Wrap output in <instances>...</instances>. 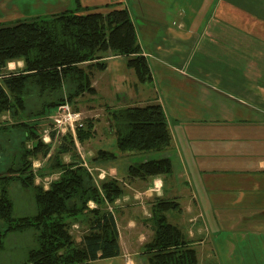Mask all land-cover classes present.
<instances>
[{
  "label": "crops",
  "instance_id": "obj_1",
  "mask_svg": "<svg viewBox=\"0 0 264 264\" xmlns=\"http://www.w3.org/2000/svg\"><path fill=\"white\" fill-rule=\"evenodd\" d=\"M58 1L63 0L49 1L50 13L71 5V0H65L68 3L62 9ZM117 2L131 12L152 79L140 82L124 56L110 54L104 58L106 68L94 72L92 85L96 91L89 94L104 101L109 111L160 102L173 140L163 151H118L115 159L92 163L122 182L127 204L135 203L134 193L145 207L144 213L148 211V217L143 218L146 224L151 225L147 219L156 197L176 198L181 210H171L172 214L168 211V220L179 225L198 249L199 264L245 263L244 257L233 258L239 244L235 237H253L261 250L256 261L249 264H264V0H202L204 21L193 26L184 21L179 3L176 21L158 25L146 18L150 7H155L148 0H81L83 6L101 10H109ZM139 20L148 23L144 34ZM13 61L23 68L22 59ZM171 88L182 91L177 92L173 105L165 98ZM110 133L114 134L111 129ZM152 156H170L173 172L148 179L127 177L129 164ZM126 158L129 163L121 176L115 171L121 170V162L127 163ZM129 184L133 185L131 192ZM122 206L116 205L114 213L123 252ZM133 221L127 219L124 231L137 233L130 224ZM75 223L81 228L75 237L80 242L86 229ZM153 232L140 246L144 264H148L145 244Z\"/></svg>",
  "mask_w": 264,
  "mask_h": 264
},
{
  "label": "trees",
  "instance_id": "obj_2",
  "mask_svg": "<svg viewBox=\"0 0 264 264\" xmlns=\"http://www.w3.org/2000/svg\"><path fill=\"white\" fill-rule=\"evenodd\" d=\"M75 5L44 18L0 22V115L10 112L17 119L11 126L0 127V132L6 141L12 129L23 131L16 159L9 153L10 146L0 141V163L12 158L7 167L0 168V251L5 249L9 233L34 229L36 237L35 245L22 261L14 264H93L122 252L115 213L107 205L123 196L122 182L110 176L97 182L68 136L51 155L50 144L41 139L38 121L28 123L23 119L26 114L46 116L61 102L72 103L85 93L94 94L93 74L106 68L104 58L110 54L124 56L140 82L152 79L126 5L117 2L109 10L83 6L80 0ZM19 59L24 61L22 69H7L10 61ZM35 103L39 104L37 111L33 109ZM109 113L118 151L159 152L172 143L168 117L160 102L127 105ZM85 122L78 129L81 142L90 139L95 131L93 118ZM64 154H70L69 161ZM48 155V169L41 166L35 171L33 161ZM117 157L116 151L101 148L91 160ZM54 172L59 177L48 188L36 183V173L44 176ZM172 172L170 156L142 157L129 164L127 177L148 179ZM13 182L31 191L35 212L15 214ZM89 200L97 206L88 208ZM171 210H181L176 198L156 197L151 205L147 220L154 232L144 250L148 264H199L198 249L179 225L168 220L167 212ZM75 222L86 229L80 242L72 230Z\"/></svg>",
  "mask_w": 264,
  "mask_h": 264
},
{
  "label": "rangeland",
  "instance_id": "obj_3",
  "mask_svg": "<svg viewBox=\"0 0 264 264\" xmlns=\"http://www.w3.org/2000/svg\"><path fill=\"white\" fill-rule=\"evenodd\" d=\"M49 1H54V0H0V19H5L6 24H12L16 22L17 19L31 20L39 17L41 18L48 17L52 13V12L50 13L48 9V3H50ZM148 1L153 2L155 7H150L151 9L147 13L146 18H148L149 21H153L154 23H157L158 25L160 24L171 25L173 23V20L176 21V16L178 14V8H177L178 3L180 4V8L182 9L181 11H183L182 13H184L183 14L184 21L187 22L190 26H193L195 23L199 24L200 22H203L205 18L204 16L205 12L200 10L202 8L201 7L202 0H148ZM67 3L68 2L65 0L58 1V4L62 9L65 8ZM75 4H76V0H71L70 8L76 6ZM140 24L143 28L142 31L144 34V29L146 28L148 23L144 21H140ZM147 31L149 32V30ZM180 89L187 90V88H180ZM180 91L181 90H178V88H171L167 90L165 98L166 101L169 103V105H173L178 95L177 92ZM98 100L96 96H91L89 93H85L84 95L80 96L76 100V102L71 103L74 108L84 110V113L87 116V118L89 119L93 118L95 120L94 135L90 139L84 142L80 141V150L76 147L77 152L85 155L86 159L91 162H92L91 158L96 153L95 149L103 148L118 152L116 146V135L115 134L112 135V133H110L109 107H106L107 104L104 103V101L100 99ZM35 105L36 106L33 107V109L34 111H37V109L39 108L38 107L39 104L35 103ZM171 109L174 108L172 107ZM27 115L28 114H26L25 117L23 118L26 122L31 123L38 121L41 127L39 129L40 134H42L43 129L46 126H48L51 120L50 118H46V116L43 117L39 116L38 118H35V116L31 117ZM16 120L17 119H15L10 112H6L3 115H0V127H3L5 125L11 126V123L16 122ZM170 120L171 122L172 121L176 122L172 118H170ZM12 132L13 133H9L10 138H8L6 141L4 140L0 132V141L3 144L4 142L8 144V147L10 146L11 150L9 153L11 157L13 156V158L16 159L19 153L18 148L21 147L20 143L22 142L23 131L22 129L19 131H17L16 129H12ZM57 144L58 143H55V145L51 150L52 151L51 153L56 152L58 147ZM29 145H31V143H29ZM51 155L50 156L48 155V157L40 158L41 164H43L42 166H46L45 169H48V164L51 162V161L49 162V158L51 157ZM11 157L4 158L3 161L0 163V168L7 167L10 164V163L8 164L9 159L10 160L12 159ZM63 157L66 161L70 160V154H64ZM128 159L129 158L125 159L127 163L121 162L123 167L121 168V170L115 171L117 174L118 172L121 174V176L125 174L126 164L129 163ZM38 175L42 177L39 173ZM95 179L97 182H100L101 180L99 178H95ZM129 185L130 186L127 189L129 192H131V187H133V185L132 184ZM11 192L16 201V207H15L16 215L30 214L36 211V204L31 191L24 190L19 182H13L11 184ZM131 196L135 201V203L133 202L132 204H127L126 202L127 201L129 202V200L127 197L124 199V196L121 198L119 203L120 205H123L122 207L125 206L124 208L121 207L125 212V217L123 219L125 220V222L120 221L124 251L117 259H112V260L97 259L93 262V264H130V262H132L131 264L146 263L145 258L142 256V253L140 252V246L142 242L148 239L149 235H151L152 227L150 224L148 223L146 224L143 222V218L146 219L148 217L147 216L148 211L146 212L147 214H145L144 211L146 209L145 207H142L140 200L134 197V193H131ZM116 214L118 216L119 212L117 211ZM169 214H172V211ZM129 217L134 220L130 224H132V226L136 229L137 231L136 234L128 231H124L125 228L123 226L127 224V219ZM80 229L74 232L75 237H77V235L79 234L78 232L80 231ZM222 234L224 235L226 233L222 232ZM35 239L36 237L34 235V229L21 233L19 232L9 233L5 239L6 243L4 245L5 247H3L5 249L0 251V264H14L22 261L23 257L26 256V253L29 250V248L35 245ZM235 239H236L234 240L235 243H239V244H237L236 250H234L235 253L233 256L234 260H237V257L240 259L244 257L245 263L243 264H249L255 262L260 254L261 245L258 242H256L255 239H253V237L246 240L237 237H235ZM258 241H260V239H258Z\"/></svg>",
  "mask_w": 264,
  "mask_h": 264
},
{
  "label": "built area",
  "instance_id": "obj_4",
  "mask_svg": "<svg viewBox=\"0 0 264 264\" xmlns=\"http://www.w3.org/2000/svg\"><path fill=\"white\" fill-rule=\"evenodd\" d=\"M18 62L11 61L8 64L7 69L13 70L16 68ZM0 74V78H1ZM46 118H50V123L46 126L41 134V139L44 143L50 144V149L52 150L55 143L59 145L63 142L66 136L69 137V140L74 142V146L80 150V139L78 138V129L83 128L85 126V121L87 116L84 113V110L74 108L70 101L66 100L58 104L49 114L46 115ZM52 151H50L51 154ZM81 156L82 162L90 172L94 175L95 178L104 179L107 174L104 168L99 167L96 163H90L89 160L86 159L85 155L82 153ZM40 159H35L33 161V166L35 171L39 167L42 166ZM96 173V174H95ZM36 180H38V184L41 183L45 188H48L50 182L59 177L58 172H54L51 174H46L42 177L36 173ZM157 181H155V185L157 186ZM122 197H119L113 203H107L108 209L114 212L116 205H119ZM97 203L94 200H89L88 208L96 207ZM80 229V225L74 223L72 226L73 231H77Z\"/></svg>",
  "mask_w": 264,
  "mask_h": 264
}]
</instances>
